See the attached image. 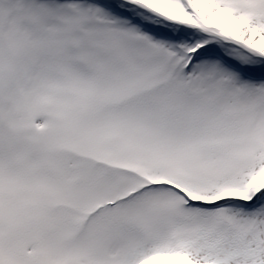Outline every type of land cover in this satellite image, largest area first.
<instances>
[{
	"label": "snow or ice",
	"instance_id": "6c2138e0",
	"mask_svg": "<svg viewBox=\"0 0 264 264\" xmlns=\"http://www.w3.org/2000/svg\"><path fill=\"white\" fill-rule=\"evenodd\" d=\"M0 264H264V0H0Z\"/></svg>",
	"mask_w": 264,
	"mask_h": 264
}]
</instances>
